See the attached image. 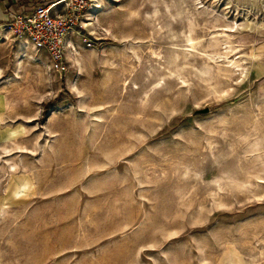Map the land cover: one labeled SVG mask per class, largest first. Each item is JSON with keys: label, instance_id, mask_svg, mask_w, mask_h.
<instances>
[{"label": "rangeland", "instance_id": "obj_1", "mask_svg": "<svg viewBox=\"0 0 264 264\" xmlns=\"http://www.w3.org/2000/svg\"><path fill=\"white\" fill-rule=\"evenodd\" d=\"M83 25L63 73L0 32V264H264V0Z\"/></svg>", "mask_w": 264, "mask_h": 264}, {"label": "built area", "instance_id": "obj_2", "mask_svg": "<svg viewBox=\"0 0 264 264\" xmlns=\"http://www.w3.org/2000/svg\"><path fill=\"white\" fill-rule=\"evenodd\" d=\"M93 1L53 0L28 10L8 8V19L0 25V32L26 41L45 56L50 70L63 73L68 69L67 51L73 49L71 37L84 27L83 16Z\"/></svg>", "mask_w": 264, "mask_h": 264}, {"label": "crops", "instance_id": "obj_3", "mask_svg": "<svg viewBox=\"0 0 264 264\" xmlns=\"http://www.w3.org/2000/svg\"><path fill=\"white\" fill-rule=\"evenodd\" d=\"M44 1L53 0H0V25L8 19V8L28 10L33 5H38Z\"/></svg>", "mask_w": 264, "mask_h": 264}, {"label": "bare ground", "instance_id": "obj_4", "mask_svg": "<svg viewBox=\"0 0 264 264\" xmlns=\"http://www.w3.org/2000/svg\"><path fill=\"white\" fill-rule=\"evenodd\" d=\"M1 35V34H0ZM188 41L190 42V44L192 45V46H194L196 43L194 42V39H192V38H190V39H188ZM26 42H23L22 43V49H25L26 48ZM154 54H156V53H154ZM158 55H150V59L151 60H153V61H155L156 59H158ZM160 58V57H159Z\"/></svg>", "mask_w": 264, "mask_h": 264}, {"label": "water", "instance_id": "obj_5", "mask_svg": "<svg viewBox=\"0 0 264 264\" xmlns=\"http://www.w3.org/2000/svg\"><path fill=\"white\" fill-rule=\"evenodd\" d=\"M203 111H204V112H207V111H208V108L204 109Z\"/></svg>", "mask_w": 264, "mask_h": 264}]
</instances>
